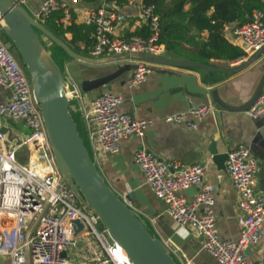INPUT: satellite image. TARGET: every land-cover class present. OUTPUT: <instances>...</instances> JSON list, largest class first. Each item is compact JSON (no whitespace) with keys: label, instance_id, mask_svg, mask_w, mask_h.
Masks as SVG:
<instances>
[{"label":"built area","instance_id":"built-area-1","mask_svg":"<svg viewBox=\"0 0 264 264\" xmlns=\"http://www.w3.org/2000/svg\"><path fill=\"white\" fill-rule=\"evenodd\" d=\"M80 1L45 0L34 16L43 21L61 9L65 22L71 17V7ZM142 15L150 34L126 38L116 34L117 25L126 20L124 13L105 6L87 9L85 21L95 25L92 57L123 55L122 59L135 61L136 57L125 55H160L161 16L154 5H144ZM4 33H0V85L11 91V97L0 103V264H134L99 215L87 211L72 187L62 181L31 75L20 56L7 46ZM233 34L248 45L250 54L264 47V12L256 10L252 20L235 27ZM137 64L134 83L143 81L152 70L148 62ZM65 87L71 101L79 103L100 152L117 153L121 139L132 135L143 137L153 124L151 120L121 112L122 95L108 91L85 101L81 87L69 75ZM213 109V105L199 106L164 119L197 128ZM246 113L253 118L264 115V91ZM7 119L23 122L30 129L27 137L13 140ZM25 146L30 148L28 164L18 161V150ZM134 158L146 182L167 203L181 235L194 233L202 237L204 247L220 264H252L247 260L246 249L264 238V194L255 191L261 163L248 146L240 145L229 151L226 160L227 171L238 189L242 212L238 239L221 238L214 208L216 188L206 180L203 164L169 162L145 148H139ZM192 186H197L198 192L189 200L181 191ZM76 220L83 223L78 232Z\"/></svg>","mask_w":264,"mask_h":264},{"label":"crops","instance_id":"crops-1","mask_svg":"<svg viewBox=\"0 0 264 264\" xmlns=\"http://www.w3.org/2000/svg\"><path fill=\"white\" fill-rule=\"evenodd\" d=\"M43 1L45 0H25L23 4L33 15H36L39 13ZM172 1L165 0V5L169 7ZM144 5H146L144 0H127L124 6L117 5L115 1L103 0L94 6L82 0L71 7L70 19L64 22V13L61 21L64 26L70 25L74 12L75 21L85 25V32L89 34L88 38L91 41L88 46L86 42L79 41L77 45L80 48L88 47L87 52L79 53L92 57L91 51L95 46V25L85 21V11L105 6L124 13L126 20L117 25L116 34L119 37L131 38L134 35L148 36L150 34L149 25L142 15ZM190 7L189 3L185 9L188 11ZM167 10L168 8L166 12H168ZM256 10L264 12L263 8L254 9L249 20L244 24L252 20ZM213 12H215L214 8L209 11V14ZM166 18L178 20L173 12ZM45 20L46 17L41 21L45 24ZM182 22L186 25L188 19ZM237 26H241L238 20L228 21L225 23L223 32L232 46L245 51L246 54L240 57L221 56L220 58L212 57L209 60L195 59L191 54L196 44L191 39L195 37L199 42L207 41L209 38L207 29L199 31L195 26H189L190 30L184 29L181 32L182 38L176 40V43L180 44L171 47L170 44L174 40H171L170 43L167 36H164V23L159 41L163 51L158 56L201 61L219 67L239 65L241 64L239 60L244 58L246 61L254 53L247 52L242 38L233 34V30ZM0 33H4L1 25ZM162 36H164V40H162ZM66 37L71 39L72 33L67 32ZM43 40L45 45L52 50L55 44L51 39L49 42ZM60 50L61 60L67 66L63 71L65 76H72L80 87L81 82L86 79H94L115 72L124 64H137L139 61H143L138 58H135V61L121 58L114 61L89 63L71 57L61 48ZM150 64L152 70L139 83L133 82L136 69L134 68L121 73L108 84L99 88L85 91L81 87L85 101H90L108 91L122 95L124 101L119 106L121 112L129 113L139 119L153 121V124L147 128L145 136L132 135L121 139L120 150L117 153L100 152L92 140L87 122L76 100L85 144L107 182L121 197L126 199L150 231L167 243L173 256L180 264H220L204 247L202 237L194 233L188 236L179 233V224L169 213L167 203L155 194L146 182L142 169L135 162V152L139 148H145L169 162L181 161L187 165L203 164L206 180L216 188L214 208L221 238L238 239L241 234L239 218L242 215L238 201V189L227 168L219 166L214 161L211 148L214 146L219 153H228L240 145L248 146L261 163V170L256 178L255 191L258 194H264V115L253 118L246 113V110L233 111L219 107L214 100L213 91L217 90L219 97L230 104L241 105L247 102L254 94L264 74V53L255 62L240 71H212L201 66ZM109 85L112 86L111 89L108 88ZM10 97L11 91L0 85V103L8 101ZM204 105H213L214 109L200 121L197 128H190L186 123L167 122L164 119L167 115L189 111ZM7 122L10 125L8 132L15 141H22L30 132V129L21 121L7 119ZM24 153L30 159L29 147L25 146L19 149L18 158L22 157ZM197 192L198 187L192 186L181 191V194L191 200ZM250 250L249 253L246 252L247 260L252 264H264V238L258 243L252 244Z\"/></svg>","mask_w":264,"mask_h":264},{"label":"water","instance_id":"water-1","mask_svg":"<svg viewBox=\"0 0 264 264\" xmlns=\"http://www.w3.org/2000/svg\"><path fill=\"white\" fill-rule=\"evenodd\" d=\"M6 21V24L2 23ZM0 25L8 39L9 48L16 47L32 79L34 94L42 111L48 137L57 166L62 173V181L74 190L78 200L87 211H95L112 238L126 250L134 264H180L170 247L160 237L154 235L141 220L138 213L107 182L85 144L74 117L76 104L66 92V76L42 40L47 36L68 55L80 61L100 63L123 58V55L91 57L75 51L47 25L38 20L20 0H0ZM247 49L248 45L244 44ZM264 53V47L256 51L248 60L236 66L219 67L201 61H189L150 55L146 53L126 54L148 63L174 66H201L212 71H240L255 62ZM138 64H124L117 71L81 82L85 91L108 84L121 73L137 68ZM112 88L111 85L108 87ZM264 89V74L252 97L241 105L223 101L217 90L214 100L219 107L244 111L249 109ZM213 159L219 166L226 167L228 153H219L211 148ZM78 229L83 223L76 220ZM250 247L246 249L249 253ZM257 264V263H255Z\"/></svg>","mask_w":264,"mask_h":264},{"label":"trees","instance_id":"trees-1","mask_svg":"<svg viewBox=\"0 0 264 264\" xmlns=\"http://www.w3.org/2000/svg\"><path fill=\"white\" fill-rule=\"evenodd\" d=\"M102 1L103 0H83V2L94 6ZM107 1H115L119 6H124L127 2V0ZM144 3L146 5H155L156 12L161 15V24H165L164 36H167L170 43L171 40H174L173 43L170 44L171 47H176L180 44L176 43V40L182 38L181 32L184 29L190 30L189 26H195L199 31L207 29L209 33L207 41L199 42L195 37L191 39L196 44L191 55L195 59L201 58L204 60H209L212 57L220 58L221 56L237 58L246 54L245 51L239 47L232 46V44L227 41L223 32L225 23L231 20H238L239 25H243L249 20L254 9H264V0H173L169 7L165 5V0H144ZM189 3L191 7L187 11L185 7ZM167 8L168 12H166ZM212 8L215 9V12L209 14ZM171 12L175 14L178 20L166 18ZM63 16V10L60 9L55 11L46 17L45 25L77 52H87L88 47L82 49L77 45L79 41L86 42L87 46L91 43L90 38H88L89 34L85 32V25L75 21V14L73 12L72 23L64 26V23L61 21ZM187 19L188 24H183L182 21ZM67 32L72 33L71 39L66 37ZM164 36H162V40H164ZM20 59L22 60L21 57Z\"/></svg>","mask_w":264,"mask_h":264},{"label":"rangeland","instance_id":"rangeland-1","mask_svg":"<svg viewBox=\"0 0 264 264\" xmlns=\"http://www.w3.org/2000/svg\"><path fill=\"white\" fill-rule=\"evenodd\" d=\"M28 8V7H27ZM32 13V12H31ZM5 34V33H4ZM6 36V35H5ZM41 37H42V40L43 39H45L46 41H48L49 42V38L47 37V36H45L44 34H41ZM43 37H45V38H43ZM7 38V37H6ZM43 42H44V40H43ZM52 47V46H51ZM48 48V50L50 51V53H51V55L54 57V59L56 60V62L59 64V66L61 67V69H62V71H65L66 69H65V67L67 68V66H66V64L65 63H63L62 62V60H61V55H60V52H61V50H60V47L59 46H57V45H54V47L52 48V50H51V48H49V47H47ZM12 51H13V53L19 58V53H18V50L16 49V47L14 48H12ZM60 51V52H59ZM20 59V58H19ZM76 100H73L72 101V103L73 104H76V102H75ZM77 104H78V102H77ZM74 117H75V119H76V121H77V123H78V127H79V130H81L80 132H81V136L83 137V139H84V132L82 131V128H81V118H80V111L78 110V111H76V112H74ZM18 161L20 162V163H22V164H28V162H29V157L28 156H26V154L24 153L23 154V156L22 157H20V158H18Z\"/></svg>","mask_w":264,"mask_h":264},{"label":"bare ground","instance_id":"bare-ground-1","mask_svg":"<svg viewBox=\"0 0 264 264\" xmlns=\"http://www.w3.org/2000/svg\"><path fill=\"white\" fill-rule=\"evenodd\" d=\"M2 23H3V24H6V21H5V20H2Z\"/></svg>","mask_w":264,"mask_h":264}]
</instances>
